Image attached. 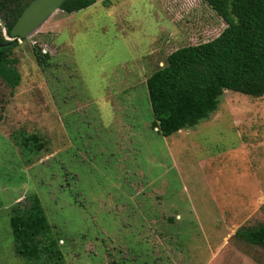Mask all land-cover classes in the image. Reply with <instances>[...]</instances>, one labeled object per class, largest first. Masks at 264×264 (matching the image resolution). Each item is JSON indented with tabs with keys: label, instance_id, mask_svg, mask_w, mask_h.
I'll list each match as a JSON object with an SVG mask.
<instances>
[{
	"label": "rangeland",
	"instance_id": "374dc122",
	"mask_svg": "<svg viewBox=\"0 0 264 264\" xmlns=\"http://www.w3.org/2000/svg\"><path fill=\"white\" fill-rule=\"evenodd\" d=\"M73 15L70 35L42 26L18 41L16 88L0 78V264H26L10 217L32 194L64 264H264L236 235L264 222V96L225 90L164 136L145 82L226 23L204 0H98Z\"/></svg>",
	"mask_w": 264,
	"mask_h": 264
},
{
	"label": "trees",
	"instance_id": "16d2710c",
	"mask_svg": "<svg viewBox=\"0 0 264 264\" xmlns=\"http://www.w3.org/2000/svg\"><path fill=\"white\" fill-rule=\"evenodd\" d=\"M31 0H0L7 34ZM98 0H65L60 9L77 12ZM226 23L213 39L172 50L147 78L154 120L164 136L197 125L219 105L225 90L264 96V0H204ZM25 40V38H23ZM0 27V43H7ZM18 41L0 47V78L12 89L21 82L15 58ZM2 116L0 115V121ZM31 139H36L33 137ZM12 208L10 225L16 253L26 264H64V253L38 194ZM237 236L264 248V222L241 227Z\"/></svg>",
	"mask_w": 264,
	"mask_h": 264
},
{
	"label": "water",
	"instance_id": "95a60500",
	"mask_svg": "<svg viewBox=\"0 0 264 264\" xmlns=\"http://www.w3.org/2000/svg\"><path fill=\"white\" fill-rule=\"evenodd\" d=\"M65 0H31L25 7L22 14L13 25L9 42L0 43V47L10 45L13 41H19L30 37L35 31L41 28L52 15L60 10V5ZM7 32V30H6Z\"/></svg>",
	"mask_w": 264,
	"mask_h": 264
},
{
	"label": "crops",
	"instance_id": "0c3cea01",
	"mask_svg": "<svg viewBox=\"0 0 264 264\" xmlns=\"http://www.w3.org/2000/svg\"><path fill=\"white\" fill-rule=\"evenodd\" d=\"M73 13L76 12L67 13L60 9L54 15H52L50 19L43 26H46L45 28L46 30L48 29L47 31L60 32V33L69 32L70 35V32L75 30L74 28L75 16L73 15ZM62 44L64 46H67L65 45V41H63ZM147 78H145V82Z\"/></svg>",
	"mask_w": 264,
	"mask_h": 264
}]
</instances>
